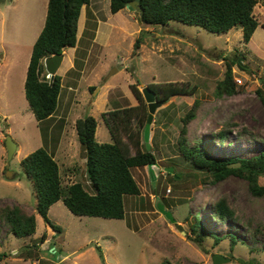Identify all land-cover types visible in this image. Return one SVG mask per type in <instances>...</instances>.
I'll return each mask as SVG.
<instances>
[{"label":"rangeland","instance_id":"rangeland-1","mask_svg":"<svg viewBox=\"0 0 264 264\" xmlns=\"http://www.w3.org/2000/svg\"><path fill=\"white\" fill-rule=\"evenodd\" d=\"M47 5L48 0L0 3V206L21 204L37 218L36 233L29 238L17 237L0 219V264H213L214 253L230 259L221 264H264V197L253 195L248 182L236 176L205 183V173L177 148L181 119L198 98L202 104L188 124L192 145L198 141L214 157L248 158L264 151V105L258 93L264 92V0L255 6L259 25L249 42L240 27L214 33L178 21L145 25L131 6L113 13L110 0H91L81 9L77 45L65 50L71 67L61 73L57 109L52 117L38 121L24 82ZM142 33L144 43L134 54ZM231 60H237L232 69L237 91L219 96L218 82ZM165 81H190L197 91L174 96L157 109L150 137V150L158 159L155 176L148 166L133 169L142 193L125 197V217L78 216L59 200L49 211L61 230L55 231L36 211V192L22 158L45 147L60 166L64 186L81 182L94 193L77 119L93 115L98 120L96 139L110 142L102 114L138 105L133 84L142 92L149 83ZM221 131H226L223 141ZM9 137L18 146L10 160ZM168 166L174 167L177 179L167 174ZM9 172L12 179L6 176ZM260 183L264 185V176ZM223 196L235 210L232 220L213 216L212 205ZM158 202L173 213L175 222L158 210ZM196 214L213 233L203 246L191 234ZM229 234L235 237L233 249Z\"/></svg>","mask_w":264,"mask_h":264},{"label":"trees","instance_id":"trees-1","mask_svg":"<svg viewBox=\"0 0 264 264\" xmlns=\"http://www.w3.org/2000/svg\"><path fill=\"white\" fill-rule=\"evenodd\" d=\"M131 1L133 0H110L111 11L116 13L122 10ZM90 2L91 0H48L45 25L32 47L24 85L29 106L38 121H44L55 113L63 80L59 74L53 80L47 78L44 58L61 54L65 49L77 45L81 9ZM257 3L258 0H140V6L144 10L142 17L140 13V20L145 25H166L170 21H178L214 33H227L234 27H240L244 41L249 42L259 25L254 15ZM143 35L142 33L134 43V54H139L144 43ZM236 62L237 60H231L227 64L225 78L218 82L216 89L219 96L233 95L237 91L232 70ZM148 86L157 93V99L164 102L174 96L192 95L197 91V86L191 85L190 81L154 82ZM132 90L139 100L138 105L115 107L102 114L110 134V142H99L96 139L98 120L93 115H86L76 121L78 139L87 152V176L94 193H90L81 182L64 186L60 166L45 147H39L22 158L21 165L32 180L36 192V211L55 231L61 230L49 218V211L59 200L78 216L123 219L126 215L125 197L141 195L133 169L157 163L158 159L153 151L145 147L143 141L149 116L148 104L136 83L132 85ZM258 93L264 105V92L259 90ZM201 104L196 98L181 119L182 128L177 141L180 155L194 168L205 173V183L215 184L229 176H236L248 182L253 195L264 197V185L260 183V178L264 176V151L248 158L238 155L214 157L198 141L192 145L188 138V124L197 116ZM123 135L127 140L123 139ZM218 135L223 141L226 131H221ZM172 176L177 179L176 174ZM179 177L182 178V175ZM212 213L215 218L222 220H232L236 216L226 196L212 205ZM0 219L11 226L17 237L29 238L36 233V215L27 213L21 204L0 206ZM191 234H194L193 239L200 246H203L205 238L213 236L197 214L191 224ZM229 236L232 238L233 249L235 237L233 234ZM42 238L45 241V235ZM220 240L216 239V243Z\"/></svg>","mask_w":264,"mask_h":264},{"label":"water","instance_id":"water-1","mask_svg":"<svg viewBox=\"0 0 264 264\" xmlns=\"http://www.w3.org/2000/svg\"><path fill=\"white\" fill-rule=\"evenodd\" d=\"M129 6L139 11L141 13V17L143 16L144 10L140 6V0L131 1L129 3ZM63 60H64V53H61V54L58 53V54H54V55L44 58L45 68H46V71L49 73L51 80H53L54 76L58 74V70ZM142 93L145 98V101L148 104V110H149V116H148L147 123L145 125L144 132H143V140H144V143L146 144L147 149H150L151 148V145H150L151 125L154 120V115L157 109L162 104H164V101L158 100L157 93L149 86L143 87ZM6 147L8 151V159L10 160L14 156L17 150V144L13 141L11 137H9L6 140ZM154 166H157V163H152L148 165L149 171L153 177L155 176ZM165 171L173 174L174 167L172 166L165 167ZM6 176L7 178L12 179L14 175L12 174V172H9L6 174ZM157 208L167 219H169L171 222H175V217L173 216V213L170 210H167L165 208V205L162 202L157 203ZM212 257H213V264H221L223 262L230 261V259L224 260L223 256L219 253H214Z\"/></svg>","mask_w":264,"mask_h":264},{"label":"crops","instance_id":"crops-1","mask_svg":"<svg viewBox=\"0 0 264 264\" xmlns=\"http://www.w3.org/2000/svg\"><path fill=\"white\" fill-rule=\"evenodd\" d=\"M8 0H0V3H3V5L7 2ZM72 48H74V47H69L68 48V50L69 49H72ZM66 50V49H65ZM65 50H64V60H63V62H62V64H61V66H60V68H59V70H58V74L59 75H61V73H63V72H65V71H68L69 69H70V67H71V60H70V56L68 55V60H67V62H66V53H65ZM71 53V52H70ZM30 62V61H29ZM28 65H29V63H28ZM72 65H73V62H72ZM28 68V67H27ZM69 68V69H68ZM25 80H26V77H25ZM25 83V82H24ZM24 89H25V87H24ZM17 148H18V146H17ZM85 161H86V159H85Z\"/></svg>","mask_w":264,"mask_h":264},{"label":"built area","instance_id":"built-area-1","mask_svg":"<svg viewBox=\"0 0 264 264\" xmlns=\"http://www.w3.org/2000/svg\"><path fill=\"white\" fill-rule=\"evenodd\" d=\"M47 78H50V75L49 74H47Z\"/></svg>","mask_w":264,"mask_h":264},{"label":"clouds","instance_id":"clouds-1","mask_svg":"<svg viewBox=\"0 0 264 264\" xmlns=\"http://www.w3.org/2000/svg\"><path fill=\"white\" fill-rule=\"evenodd\" d=\"M48 73V72H47ZM49 74V73H48Z\"/></svg>","mask_w":264,"mask_h":264}]
</instances>
